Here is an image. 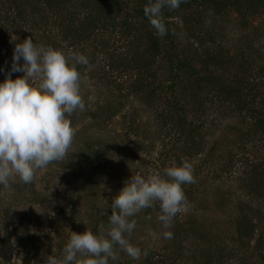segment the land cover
I'll use <instances>...</instances> for the list:
<instances>
[{
	"label": "rangeland",
	"instance_id": "374dc122",
	"mask_svg": "<svg viewBox=\"0 0 264 264\" xmlns=\"http://www.w3.org/2000/svg\"><path fill=\"white\" fill-rule=\"evenodd\" d=\"M16 1L22 2L27 17L16 13L17 9H11L15 6L14 0H0V82L8 73L13 79L23 75L11 71L13 52L17 43L29 37L37 45L65 53L70 50L81 53L88 58V64L77 65L82 75L81 94L85 109L70 117L72 126L77 129L70 156L64 162L38 170L33 183L25 184L17 177L8 188L0 185V264H47L49 256L61 258L72 232L83 233L88 228L98 233V226L108 223L113 199L132 175H145L149 169L163 174L166 167L173 163L178 166L185 160L193 165L196 180L182 185L190 203L189 211L178 214L165 229L157 220L158 203L151 209L155 221L148 222L149 213L143 210L134 217L137 226L131 237V242L142 250L140 259H132L121 252L120 260H110L109 264H147L151 249L165 252L164 247L170 241L163 237L165 231H175L176 227L181 231L184 224L192 223H200L225 246L242 251L249 264H264L254 247L256 240L250 245L241 244L235 224L241 203H251L264 210V199L253 196L244 187L253 165L264 171V135L248 133L253 120L242 113H220L212 107L207 112V127L201 132L205 153L202 157L180 159L181 144L176 138L171 139L169 127L158 118V103L150 105L143 94L135 91L137 73L127 65L135 53L145 52V47L138 45L140 38L131 28L125 27L123 19L128 18L144 32L149 29L148 24L135 17L131 8L123 6L118 8L117 25L99 26L90 39L78 44L70 41L56 44L51 37L56 35L57 41H61L58 23L67 20L68 11L75 9L77 19L81 21L86 12L94 11V4L88 10L82 0H73L71 7L61 12L57 21L54 17L57 13H48L42 0L34 3L31 0ZM31 7H39L42 11L38 14L44 15V19L32 14ZM48 15L52 18L49 23ZM250 18L248 27L241 24L237 11L224 16L210 12L205 24L184 23L180 15L174 21L179 43L182 47L188 46L190 52H186L193 57L196 37H203L209 28L217 34V42L234 55L240 51L243 41L264 49V12ZM145 55L149 54L145 52ZM163 56L164 52L155 70L165 79L169 77V70ZM20 63L23 64L22 59ZM256 72L258 68L254 75ZM187 77V74L183 75V79ZM262 79L264 81V74ZM259 82L262 83L259 88L264 92V83ZM105 115H110V119L105 120ZM88 143L97 151L96 162L99 163L98 172L92 177L83 174L82 169L90 167L80 156ZM206 155L203 161L207 160V164L201 162ZM222 167L223 170H218ZM69 205L74 206V210L68 208ZM259 225L256 239L264 228L262 220ZM23 231L32 234L36 240L33 250L27 241L23 245L18 243ZM190 239L188 245L194 241L192 246L198 247L197 240ZM187 249L186 254L189 253ZM145 250L147 256L143 255ZM193 260L195 256L190 253L188 259L178 261V264H195ZM224 264L243 263L230 260Z\"/></svg>",
	"mask_w": 264,
	"mask_h": 264
},
{
	"label": "trees",
	"instance_id": "16d2710c",
	"mask_svg": "<svg viewBox=\"0 0 264 264\" xmlns=\"http://www.w3.org/2000/svg\"><path fill=\"white\" fill-rule=\"evenodd\" d=\"M14 1L15 6L11 9H17L16 13L27 17L22 2ZM72 1L42 0L45 4L43 7L48 9V13L54 15L57 13L54 16L57 21L60 13L71 7ZM31 2L34 3L35 0ZM82 2L88 10L92 3L96 8L94 11L86 12L85 18L81 21H78V12L75 9L69 10L67 20L58 23L62 39L57 41L54 35L51 37L53 42L58 44L70 41L78 44L82 40L90 39L92 32L99 26L117 25V17L120 13L118 8L123 6L131 8L135 17L149 25V29L144 32L136 23L129 22L128 18L123 19L125 27L131 28L140 38L138 45L144 44V51L149 54L146 56L145 52L135 53L130 61L131 64H127L130 65L128 69L137 73L134 89L137 93L143 94L150 105L158 103V106L153 105L157 107L158 118L169 127L168 133L171 139L176 138L181 144L180 159L202 157L205 153L201 132L207 127V112L211 111L212 107L220 113L247 115L253 120L248 133L264 135V92L259 88L262 84L259 81L264 83L262 79L264 66L261 64L264 63V49L249 41H243L240 51L234 55L217 42V34L209 28L203 37H196L195 50L191 57L188 46L182 47L181 42L178 41V28L174 21V18L180 15L184 23L205 24L207 22L205 18L210 12L213 15L224 16L231 11H237L241 24L248 27L251 16L264 12V0H181L179 8L175 10L167 7L163 9L166 27L169 29L163 37L156 34V30L144 14V7L149 0H82ZM39 11H42L39 7L38 9L31 7L32 14L40 15ZM40 16L42 19L45 17ZM33 19L37 18L33 17ZM50 19L52 18L48 15V23ZM163 52L169 70V77L165 79L155 70ZM256 68L258 72L254 75ZM186 74L187 79H183V75ZM164 93L166 96H163ZM106 118L110 119V115H105V120ZM96 152L91 143L86 144L82 149L81 160L90 167L82 169L86 177H92V174L98 172ZM207 156H204L201 162ZM204 163L207 164V160ZM223 168L218 170L221 171ZM251 171V175H247L244 181V187L253 196L264 199V171L255 165ZM68 208L74 210V206L69 205ZM146 211L149 213L148 216H151L147 221H155L154 215H151V208ZM257 219L264 223V210L261 207L253 206L251 203L239 204V215L235 219L237 239L241 244L246 245L256 240L254 247L259 260L264 263V228L261 229L260 237L256 239L260 227ZM104 225L107 227L108 223ZM173 230L172 238L164 247L165 252L162 254L158 250L151 249L147 264H178V261L183 262L184 259H188L190 253L195 256L193 260L195 264H224L230 260L249 264L242 251L225 246L222 240H217L219 237L210 235L200 223L184 224L183 230L179 231L177 227L175 231ZM190 238L197 240L198 247L192 246L194 241L188 245ZM33 239L32 234L23 231L18 243L23 245L27 241L33 250L36 245V240ZM185 249L189 250L188 254Z\"/></svg>",
	"mask_w": 264,
	"mask_h": 264
},
{
	"label": "clouds",
	"instance_id": "9594fccd",
	"mask_svg": "<svg viewBox=\"0 0 264 264\" xmlns=\"http://www.w3.org/2000/svg\"><path fill=\"white\" fill-rule=\"evenodd\" d=\"M180 3L149 0L145 5L144 14L160 37L169 31L163 9L175 10ZM87 64L88 58L81 53L37 45L30 37L16 44L11 71L23 75L13 79L8 73L0 82V185L8 188L17 177L25 184L33 183L38 170L70 156L77 131L70 117L85 109L77 65ZM193 172V165L185 160L166 167L163 174L149 169L145 175H132L113 199L108 226L100 224L98 233L88 228L72 232L62 257L49 256L47 264H109L119 261L121 252L140 259L141 248L131 242L137 226L134 217L158 203L157 220L169 228L178 214L190 209L182 185L196 182ZM172 235L163 233L165 239ZM147 254L145 250L143 255Z\"/></svg>",
	"mask_w": 264,
	"mask_h": 264
}]
</instances>
